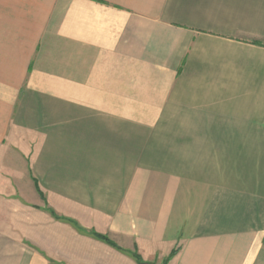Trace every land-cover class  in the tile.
Masks as SVG:
<instances>
[{
    "label": "crops",
    "instance_id": "1",
    "mask_svg": "<svg viewBox=\"0 0 264 264\" xmlns=\"http://www.w3.org/2000/svg\"><path fill=\"white\" fill-rule=\"evenodd\" d=\"M133 252L264 264V0H0V264Z\"/></svg>",
    "mask_w": 264,
    "mask_h": 264
},
{
    "label": "trees",
    "instance_id": "2",
    "mask_svg": "<svg viewBox=\"0 0 264 264\" xmlns=\"http://www.w3.org/2000/svg\"><path fill=\"white\" fill-rule=\"evenodd\" d=\"M91 234L94 236V237H96V238H98V239H101V240H103L104 242H106V243H108V244H110V245H112V246H114V247H116V248H118L119 249V247H117L111 240H109L108 239V237H106L105 235H100V234H96V233H93V232H91ZM175 253V250L171 253V255H173ZM131 256L135 259V261L138 263V264H149V263H147V262H144V261H142V259L138 256V254L137 253H135V252H133V253H131ZM167 262V260L163 263V264H165Z\"/></svg>",
    "mask_w": 264,
    "mask_h": 264
}]
</instances>
